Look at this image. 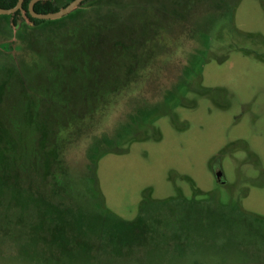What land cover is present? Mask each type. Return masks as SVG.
Segmentation results:
<instances>
[{
    "label": "rangeland",
    "instance_id": "374dc122",
    "mask_svg": "<svg viewBox=\"0 0 264 264\" xmlns=\"http://www.w3.org/2000/svg\"><path fill=\"white\" fill-rule=\"evenodd\" d=\"M126 1L86 0L15 33L0 15V61L34 34L57 36ZM185 2L161 13L164 27L186 18L161 34V54L70 146L49 138L45 160L40 142L0 122V264H264V0ZM127 11L121 24L138 28L139 11ZM48 63L24 77L76 92L79 82L59 81L56 60ZM19 95L0 88L1 116L19 110ZM170 199L194 204L170 215L161 209ZM143 210L146 224H122Z\"/></svg>",
    "mask_w": 264,
    "mask_h": 264
},
{
    "label": "trees",
    "instance_id": "16d2710c",
    "mask_svg": "<svg viewBox=\"0 0 264 264\" xmlns=\"http://www.w3.org/2000/svg\"><path fill=\"white\" fill-rule=\"evenodd\" d=\"M16 1L0 0V7H11ZM151 2H159V4ZM174 2L181 1L173 0L170 3L171 7L166 8L163 6V0H127L110 11H101L100 14H92L90 17L74 21V24L66 27L57 36L51 34L44 36L38 33L34 34L35 37H28L14 59L0 61V88L13 87L21 98L19 110H11L10 105L5 113L2 112L3 116L0 114V122L6 126L7 131L8 128L18 129L24 139H29L28 135L31 140L40 142L39 147L44 146L41 150L43 149L45 160L50 155L51 141L54 142L60 137L64 144L66 140L65 145L70 146L77 140L76 138L72 142V137L78 134L77 130H88L93 127L97 118L109 111L106 103L135 80H139L142 68L152 55L161 54V41H159L161 34L165 35L167 32L170 34L169 28H172V25L186 22V18L182 17L183 20H179L176 17V20H167V27L161 25V13L176 12V6H172ZM182 3L185 6L186 2ZM23 6L26 8L25 3ZM132 6L139 11L134 18V21L140 25L138 28L134 24H124V26L121 24L128 20L127 10ZM188 7L189 10H193L190 5ZM34 10L55 11L57 7L52 2H48L45 6L38 3L34 6ZM33 20L36 23L43 22V20ZM116 22L118 25L114 27ZM161 27L164 28L163 31ZM136 29L138 32H134ZM106 41L111 42L110 51L102 52V46ZM166 50L167 47L165 52ZM49 59L56 60L57 64L51 67V71L59 69V81H69L72 84L74 81L79 82L77 91L72 93L73 96L66 92L63 94L51 92L49 90L51 80L36 82L24 77L23 72L27 68L46 67L49 65ZM49 138L51 141H48ZM46 141L48 142L44 143ZM47 147L49 152L45 153ZM35 158L37 163L41 161L38 155ZM204 203L208 204L207 201ZM176 204L194 203L177 199L161 200V209H164L166 214L173 215V206ZM146 213L147 210H143L135 221L122 222V224L128 228H136L133 226L136 223H139L138 226L146 224ZM195 213L198 217L200 215L204 217L209 210L197 209ZM172 228L162 226L161 233L169 232Z\"/></svg>",
    "mask_w": 264,
    "mask_h": 264
},
{
    "label": "flooded vegetation",
    "instance_id": "af4514ba",
    "mask_svg": "<svg viewBox=\"0 0 264 264\" xmlns=\"http://www.w3.org/2000/svg\"><path fill=\"white\" fill-rule=\"evenodd\" d=\"M32 0H22V4H21V8H19V9H17L16 11H14L13 13H11V14H0V15H8L9 16V19H10V23H11V27H12V29H13V32L15 33V32H17V30L20 28V26H21V24L23 23V24H28L29 26H31V27H33V26H36V25H38V24H40V23H42V22H40V23H36L33 19H38V20H45V19H39V18H36V17H34V16H32L31 14H30V12H29V10H28V5H29V3L31 2ZM70 1H72V0H70ZM70 1H68V2H66L64 5H62V7H64V6H66ZM84 1H86V0H84ZM84 1H82V2H84ZM173 1V0H172ZM171 1V2H172ZM181 2H179V3H176V2H174V5H172V6H178L179 4H181L183 1H185V0H180ZM48 2H52L53 4H54V6L55 7H57V10H59L61 7L59 6V5H57V1L56 0H35L34 2H33V10H34V6L35 5H37L38 3L40 4V5H43V6H45ZM82 2L79 4V5H81L82 4ZM170 2V3H171ZM16 3H17V1H16ZM15 3V4H16ZM24 3H25V5H26V8H24ZM15 4L13 5V6H15ZM78 5V6H79ZM165 5H166V2L164 3V7H165ZM13 6H11V7H8V8H12ZM77 6V7H78ZM171 7V6H170ZM1 8H3V7H1ZM177 8V7H176ZM207 8H209V7H207ZM182 9V8H181ZM57 10H55V11H57ZM207 10H205V9H203L202 10V13L203 12H206ZM34 12H36V13H49V12H54V11H45V12H41V11H36V10H34ZM30 34V33H29ZM13 35H15V34H13ZM26 40V39H25ZM25 44V41H24V43L23 44H20V46H18L17 47V52H16V55H18L19 53H20V51H21V49H22V47H23V45ZM4 47H7L5 44H3V48ZM8 51V50H7ZM15 55V56H16ZM13 56V55H12ZM14 56V57H15ZM141 78V77H140ZM139 78V79H140ZM217 172V171H216ZM216 172H215V174H216Z\"/></svg>",
    "mask_w": 264,
    "mask_h": 264
},
{
    "label": "water",
    "instance_id": "95a60500",
    "mask_svg": "<svg viewBox=\"0 0 264 264\" xmlns=\"http://www.w3.org/2000/svg\"><path fill=\"white\" fill-rule=\"evenodd\" d=\"M34 1L35 0H32L28 5V10L32 16L39 18V19H56V18H59L65 14H67L68 12L72 11L73 9H75L84 0H72L66 6L61 7L59 10L54 11V12H49V13H36V12H34V10H33V2ZM21 4H22V0H17V3L12 8H1L0 7V14H11L14 11H16L17 9L21 8ZM215 175H216V179L221 182L222 181L221 172L217 171Z\"/></svg>",
    "mask_w": 264,
    "mask_h": 264
}]
</instances>
